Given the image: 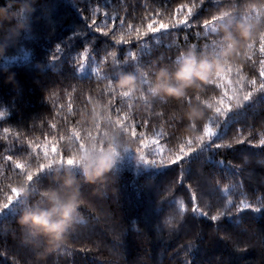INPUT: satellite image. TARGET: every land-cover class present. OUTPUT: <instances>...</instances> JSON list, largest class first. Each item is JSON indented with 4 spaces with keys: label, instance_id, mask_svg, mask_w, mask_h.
Here are the masks:
<instances>
[{
    "label": "trees",
    "instance_id": "obj_1",
    "mask_svg": "<svg viewBox=\"0 0 264 264\" xmlns=\"http://www.w3.org/2000/svg\"><path fill=\"white\" fill-rule=\"evenodd\" d=\"M219 2L208 3L206 0L192 17L189 27L169 28V34L161 36L159 43L152 37L160 36V33L149 32L140 41L133 38L128 45H115L112 36L113 32L118 35L121 31L118 27L120 18L125 20V29L128 23H132L146 30L151 19L145 20L144 17L148 13L155 15L159 10L161 16L153 23V27H158L161 21L167 23L168 20L181 19L176 8L183 3L190 4L191 0H110L107 5L105 0H92L90 5L86 0H0V112L5 114L0 118V168L4 173L0 176V188L6 189L10 183L18 186L22 179L17 175L20 170H14L5 156L13 155L21 163L27 160L33 171L35 155L42 157L44 151L50 158H57V153L66 158L73 144L68 137L73 129L80 131L79 115L86 105L90 107L88 97L92 96L101 104L111 98V93L106 91L108 81L103 79L105 75H111L114 66L111 58L100 64L99 75L92 73L87 79L79 78L78 68L73 69L61 61L54 62V67L49 69L45 67L56 45L71 35L73 27L88 31V39L94 42L92 47L97 61L105 52L116 51L117 59L123 63L129 50L139 52L138 44L146 42L149 54L143 57L145 67L140 70L154 71L159 66L171 65L182 51L189 48L197 53L214 54L211 46L218 32L206 36L203 21L219 14L214 6ZM73 4L81 6L82 14L77 13ZM240 7L241 18L248 16L249 20L259 19L264 23L262 0H245ZM92 8L100 9L94 17ZM220 10L232 11V8L225 3ZM106 12L115 19L106 21ZM92 18L97 25L106 21L113 32L104 36L94 28L88 29ZM221 35L219 33V39ZM259 36L257 34L251 42L253 47L242 49L240 58L235 63L230 61L217 78L230 96L233 89H237V96L240 94L236 83L240 75L246 78L258 75L251 69L247 57L257 58ZM83 47L77 40L73 51H80ZM26 54L28 59L24 58ZM90 62L85 61V64ZM92 67L96 65L92 64ZM152 78L148 77L150 82ZM223 90L216 84L208 85L201 99L218 97ZM193 99L190 96L185 103ZM154 101L152 107L147 108L138 93L132 97L116 96L114 107L121 109V115L129 111L128 105L131 104V119L127 123L133 126L137 135L131 137L133 147L122 155L106 183L82 185L81 220L70 233L68 244L55 253L38 258L37 250L25 241L24 232L17 223L18 216L4 218L0 215V264H185V261L189 264H264V212L254 213L246 209L235 213L234 210L232 222L228 218L215 222L195 218L190 210L191 192L188 188L189 184L192 185L205 210L211 208L210 215L215 214L222 202L221 191L226 186H240L239 191L231 196L236 204L246 196L249 203L258 206L264 197V146L254 145H259L260 139L264 138V103L257 102L244 109L234 107V111H243L246 115L237 117L239 123L232 125L228 140L232 141L239 130L244 143H233L232 148L215 150V159L231 165L236 174L213 167L201 158L190 165V174L181 177L177 165H161V158L169 155L167 152L157 155L150 149L154 132L164 133L160 142L170 148H175L180 138L192 136L184 132L188 122L180 118L181 108L176 102ZM70 102L72 114L67 110ZM225 102L229 103L227 99ZM230 103L234 105L235 100ZM109 110L115 119L113 106L110 105ZM154 112L162 115H154ZM209 116H215V113L206 108V118ZM145 121L146 126H141ZM203 122L207 120L197 122L196 135ZM53 123L55 128L51 126ZM4 128L9 132L5 133ZM21 132L23 136L19 135ZM140 133H144L143 143L140 142ZM62 135L63 140L60 139ZM29 140L40 145L36 153H32ZM141 155L149 161L155 159L156 165H141L143 169L137 172ZM50 182V175L34 182L29 187L32 198ZM241 192L244 196L240 195ZM5 200L4 191L0 190V205ZM181 200L187 209L183 214L179 209Z\"/></svg>",
    "mask_w": 264,
    "mask_h": 264
},
{
    "label": "snow or ice",
    "instance_id": "obj_2",
    "mask_svg": "<svg viewBox=\"0 0 264 264\" xmlns=\"http://www.w3.org/2000/svg\"><path fill=\"white\" fill-rule=\"evenodd\" d=\"M206 0H191V3H183L178 8H176V12L181 13L182 18L179 20H168L167 23L161 21L159 22L158 27H153V23L157 22V17L161 16L159 10L156 11L155 15L152 13H148L144 19H151V23H148L147 29H143L142 26H134L132 23H128L125 29V20L120 18L119 28L121 29L120 33L117 35L113 32L112 27L108 25L106 22L108 19H115L106 12L105 18L106 21L102 25H97L96 20L94 18L91 19V24L87 25L88 29L94 28L96 32L101 33L104 36H108L110 32H113L112 39L115 41V45H128L132 42V39L135 38L137 41H140L142 36H146L149 32L151 33H160V36H153L152 39L156 40L158 43L160 42V37L168 33V29H178L181 26L184 28L189 27L190 21L193 16H195L199 9H201ZM208 3H213V0H207ZM245 0H235V4L233 5V0H220L219 3H214V6L217 8L218 13L227 12L228 14L234 16L236 19L241 18V5L244 4ZM86 3L89 5L92 3V0H86ZM110 3V0H105V4ZM227 3L229 8H232V11L229 10H220L223 5ZM72 7L77 11L78 14H82L81 6L77 4H73ZM182 9H186V12H182ZM92 12V16H95V13L99 11L98 8L90 9ZM251 7L249 8V15L251 14ZM23 13V10H22ZM174 15V14H173ZM83 18V17H82ZM248 19V16L245 17ZM217 20V15H213L210 19H206L203 21L205 35H209L214 33V27ZM249 20V19H248ZM163 30V31H162ZM89 33L88 31L80 28L73 27L71 31V35L67 37L66 40H62L59 44L56 45L54 51L51 53V60L47 61L45 67L48 69L54 67V62L61 61L63 63H68L70 67L73 69L79 70L81 76L79 78L87 79L90 78L92 73L99 75L100 73V64L102 62L106 63L109 58L112 59V64L114 65L111 69V75H105L103 77L104 80H107L108 83L106 85V91L111 93V98L108 99L107 103L104 104L108 108L109 106H113L114 111L116 113L115 122L119 124L122 129L129 135L136 136L137 133L134 131L133 126L130 123H127L131 119V104L128 105L129 111L124 112L121 115V109L115 108L116 96L120 97H129L127 93L119 92L113 86V81L118 79V75L120 73H134L138 76V82L141 86V90L144 93H147L148 88L150 87L149 76L154 77V71L149 70L148 72L140 71L141 68L145 67L143 62V57L149 54L148 44L139 43L138 48L139 52H133L129 50L126 54L127 59L121 63L117 59L116 51L105 52V55L101 58L100 61H97L94 58V47L93 41L88 39ZM79 40L82 42L84 47L80 51H73L76 41ZM223 46V42L219 39V33H217V38L213 43L212 50L214 54H217L220 48ZM253 47L251 43L249 45V49ZM256 59H253L252 56H248L247 59L251 61L250 67L253 69L254 73L251 77L246 78L244 75H240L239 79L236 83L239 85V96L236 95L237 89H233V95H229L227 90H223L224 86L221 83H218L215 80L210 85L216 84V86L222 89L221 95L218 97H211L209 100L203 101L206 108L212 109L215 113V116H209L206 118L207 122H203L201 126V130L199 134L194 136L182 137L178 140L175 148L167 147L166 144H161V139L164 137V133H153V141L152 148L150 152H153L159 155L161 152H167L169 155L161 158V165L165 167L167 165L175 164L180 168L181 177L185 173L190 174L191 168L190 165L195 161H200L201 158H204V162L212 165L213 167H218L229 174H236L233 172L231 165L225 164L223 160L215 159L216 151L218 149L223 148H232L233 143L241 144L244 143V138L239 135V130H237V135L233 137L232 141L228 140L229 131L232 128L233 124L239 123L237 117H241L246 115L243 111H234V107L236 109H244L250 108L255 103L261 102L264 103V35L259 36V48ZM25 59H28V55L24 56ZM90 60L91 62L86 65L85 61ZM92 64H95L96 67L93 68ZM231 69H229V72ZM239 68H237V73L239 74ZM73 76H75V71L73 72ZM103 99V96L101 97ZM139 99L144 103L147 108H151L154 99L147 97L146 95ZM199 99V98H198ZM229 101L226 103L225 101ZM94 100L92 96L88 97V103H91ZM235 100V104L230 103ZM100 103L98 100H96ZM219 105V106H217ZM87 105L85 106V109ZM67 110L69 114H72V103H68ZM59 111V110H58ZM154 115L160 116L161 113L154 112ZM5 114L0 112V118H3ZM147 121L144 122L146 126ZM52 128L56 127V124L53 123ZM193 127L196 128L198 125L195 124ZM131 130V131H130ZM3 131L5 133L9 132L8 128H4ZM19 135L23 136V133H19ZM141 137L140 142L143 143L144 133H140ZM65 137L62 135L60 137L63 140ZM39 138H37L38 140ZM68 139L73 142V144L81 143L82 136L80 131H76L73 129L72 135L68 137ZM251 143V141H249ZM28 144L32 147V153H36V148L40 147L39 144H35L33 141L29 140ZM82 146V145H81ZM254 146H264V138H261L259 141V145ZM148 147V145H145ZM128 153V152H127ZM6 161H10L14 170L19 169L20 172L17 173L18 176H22L18 186H13V184H7L6 189L0 188V190L4 191V195L6 200L2 205H0V215L4 218H9L18 216L21 205L24 203L23 196L21 194L22 188H28L33 185V183H38L43 180L47 175L51 174V168L57 161H62L65 158L60 156L57 153V158H50L47 151H44L43 156L35 155L36 167L35 171L32 170V165H30L27 160L24 163H21L19 160L14 159L13 155H7L4 157ZM165 160L167 164H165ZM156 160L153 159L149 161L143 155L140 156L139 161L137 163V172H140L143 168L141 165H150L155 166ZM189 166L185 168L184 166ZM238 171V170H237ZM3 169L0 168V176H3ZM7 180H11L12 177H5ZM188 188L191 192L190 202H191V213L195 218H208L211 221L215 222L220 220L221 218H228L230 222L231 218L235 213L243 212L246 209H251L254 213H262L264 212V197H262L258 206H253V204L248 202V199L241 192L240 195L244 196L243 199L240 200L239 204H236L231 196L239 191V185L226 186L221 191V203L219 207L215 209V214L210 215L211 208L205 210V207L201 206V203L198 202L197 192L193 190L192 185H188ZM9 192L11 194H9ZM179 209L181 214H183L187 209L185 207V203L183 200L179 202ZM239 221H236L238 223ZM170 223V222H169ZM185 264H189V262L185 261Z\"/></svg>",
    "mask_w": 264,
    "mask_h": 264
},
{
    "label": "clouds",
    "instance_id": "obj_3",
    "mask_svg": "<svg viewBox=\"0 0 264 264\" xmlns=\"http://www.w3.org/2000/svg\"><path fill=\"white\" fill-rule=\"evenodd\" d=\"M214 31L222 34L223 46L217 54L197 53L192 48L182 51L171 65L154 70L147 93L141 90L138 76L131 72L120 73L113 86L129 97L138 93L141 98L146 95L176 102L181 108L180 118L188 122L185 134L196 135L193 125L206 119L201 94L222 75L230 61L235 63L240 58L241 50L249 48L257 34L264 35V23L259 19H236L221 12L217 14ZM190 96L194 97L192 102L185 103ZM77 124L83 132L81 143L72 144L69 155L51 168L50 184L40 189L35 198L28 188L20 190L24 203L17 223L26 243L37 250L38 258L68 244L70 233L81 220L82 185L106 183L122 155L133 147L131 138L115 122L109 108L96 100L81 111Z\"/></svg>",
    "mask_w": 264,
    "mask_h": 264
}]
</instances>
